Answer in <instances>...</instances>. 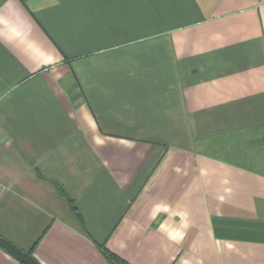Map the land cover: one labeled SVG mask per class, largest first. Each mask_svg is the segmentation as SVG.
<instances>
[{
  "label": "crops",
  "instance_id": "1",
  "mask_svg": "<svg viewBox=\"0 0 264 264\" xmlns=\"http://www.w3.org/2000/svg\"><path fill=\"white\" fill-rule=\"evenodd\" d=\"M0 237L264 264V0H0Z\"/></svg>",
  "mask_w": 264,
  "mask_h": 264
},
{
  "label": "water",
  "instance_id": "2",
  "mask_svg": "<svg viewBox=\"0 0 264 264\" xmlns=\"http://www.w3.org/2000/svg\"><path fill=\"white\" fill-rule=\"evenodd\" d=\"M0 246L22 264H39L38 261L28 252L19 249L16 245L2 237H0Z\"/></svg>",
  "mask_w": 264,
  "mask_h": 264
},
{
  "label": "trees",
  "instance_id": "3",
  "mask_svg": "<svg viewBox=\"0 0 264 264\" xmlns=\"http://www.w3.org/2000/svg\"><path fill=\"white\" fill-rule=\"evenodd\" d=\"M102 250H103L104 255L106 256V258L111 264H128L126 261L122 260L117 255H114L105 249H102Z\"/></svg>",
  "mask_w": 264,
  "mask_h": 264
}]
</instances>
